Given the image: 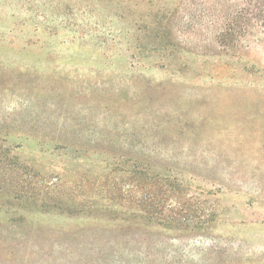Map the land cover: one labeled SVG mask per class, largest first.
<instances>
[{"label": "rangeland", "instance_id": "1", "mask_svg": "<svg viewBox=\"0 0 264 264\" xmlns=\"http://www.w3.org/2000/svg\"><path fill=\"white\" fill-rule=\"evenodd\" d=\"M160 1L0 0V143L66 194L1 190L0 264H264V42L225 54L214 11L161 42ZM130 162L187 180L200 228L128 225L127 196L64 213L115 206Z\"/></svg>", "mask_w": 264, "mask_h": 264}, {"label": "trees", "instance_id": "2", "mask_svg": "<svg viewBox=\"0 0 264 264\" xmlns=\"http://www.w3.org/2000/svg\"><path fill=\"white\" fill-rule=\"evenodd\" d=\"M99 2L110 10L119 9L121 15H124L123 8H127L128 0H99ZM166 2L170 1H160L156 13L147 24L150 30L157 32L152 33L151 38H159L163 42L161 37H166V32L172 31L175 23L191 24L197 13L214 11V14L219 15L218 19L222 23L221 28L216 32V39L221 43L225 54L230 50L244 49L254 42H264V0H173V3L170 2V7ZM1 138L0 136V140ZM9 152V148L0 143V175H2L0 192L6 190L30 199L46 197L55 201L56 204L63 201L66 195L64 191L60 192L61 190L57 189L56 193L49 197V191L44 189H49L50 186L60 188L62 185L58 181L60 179H57V182L42 184L30 182L28 173L31 171L36 173L37 169L13 157H8ZM127 175L129 180L127 189L118 184L110 187L112 192L110 199L116 200L112 208L109 207L112 206L110 204L94 201L87 207H83L80 203V207L66 206L63 208L64 213L78 215L86 210L89 213L105 215L115 210L114 208H118L117 206L120 207L118 201L127 196V205H124L119 212L125 215L124 219L128 225L145 226L155 231L161 228L174 232L196 231L200 228L199 225H195V221L205 216V213L190 202L192 194L186 189L187 180L139 162L129 163ZM5 180L9 185L4 184ZM99 182L103 186L104 181L99 180ZM31 184H35L33 191L21 192L24 187ZM52 206L56 207V205Z\"/></svg>", "mask_w": 264, "mask_h": 264}]
</instances>
